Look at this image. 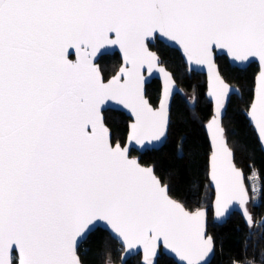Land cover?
<instances>
[{
    "label": "snow or ice",
    "instance_id": "snow-or-ice-1",
    "mask_svg": "<svg viewBox=\"0 0 264 264\" xmlns=\"http://www.w3.org/2000/svg\"><path fill=\"white\" fill-rule=\"evenodd\" d=\"M154 41L207 68L211 207L221 220L238 206L254 224L248 204L260 188L250 197L222 127L238 90L214 57L238 70L258 62L244 112L264 143V0H0V264H82L80 242L101 229L124 264H209L208 209L174 199L154 166L130 155L168 133L175 82ZM116 49L122 64L105 78L97 60ZM144 70L161 75L158 104ZM115 108L130 114L125 143L105 119Z\"/></svg>",
    "mask_w": 264,
    "mask_h": 264
},
{
    "label": "trees",
    "instance_id": "trees-1",
    "mask_svg": "<svg viewBox=\"0 0 264 264\" xmlns=\"http://www.w3.org/2000/svg\"><path fill=\"white\" fill-rule=\"evenodd\" d=\"M152 50L160 56L162 64L172 73L184 94L173 98L168 137L164 146L157 151L142 154L140 163L154 166L156 175L168 184L174 199L186 203L188 207L209 206L213 192L205 170L209 143L204 125L210 118L211 105L205 96V77L197 73L188 75L187 68L176 50L160 42H156ZM216 63L225 81L240 91V96H231L222 126L229 147L234 152L237 167L243 171L245 177L252 171L260 175L262 204L255 213V208L252 207V213L260 220L264 215V155L244 116L252 81L258 68L251 64L244 70H238L231 67L224 57L216 58ZM98 64L102 74L108 78L118 64L120 65V59L117 54L104 56ZM191 93L196 98L193 106L186 100V96ZM158 96L159 83L152 81L146 88V97L155 105ZM105 119L113 131L114 138L124 143L129 118L118 111H106ZM249 231L243 219L236 213L225 223L214 224L209 212L207 233L214 242V256L210 264L264 262V228L258 227L254 233ZM121 253L117 242L103 230L90 234L78 249L82 264H105L109 259L118 263ZM127 264H139V257L131 258Z\"/></svg>",
    "mask_w": 264,
    "mask_h": 264
},
{
    "label": "water",
    "instance_id": "water-1",
    "mask_svg": "<svg viewBox=\"0 0 264 264\" xmlns=\"http://www.w3.org/2000/svg\"><path fill=\"white\" fill-rule=\"evenodd\" d=\"M155 43H156V42L154 41V42H153V45H155ZM160 43L164 44L165 46H167V47L170 48V49H174V50H176V51L179 53V55H180V57H181L183 63L185 64V66H186V68H187V74H188V75H190L191 73H197V74H201V75H203V76L205 77V82H206V92H205V96H206L207 100L209 101V98L207 97V82H208V70H207V68H204V67L197 68V67H195V66H190V65H188L187 62H186V60H185V58L183 57V54H182L181 50L178 48V46H174V47H173V46H168V45H167L165 42H163V41H160ZM114 54H117V55H118V58L120 59V65H119V67H120L121 64H122V57H121V55H120L118 49H116V50L113 51V52H110L109 54H107V55H105V56H112V55H114ZM218 57H224V58L227 60V63H228L231 67H234V68H237V69H240V68H241V66L233 65L232 62L229 61V60L227 59L226 56H221V55H219V54H217V56L214 57L215 61H216V58H218ZM99 60H100V59L97 60V63L99 62ZM160 61H161V60H160ZM216 64H217V63H216ZM252 64H255V65L257 66V68H258V62H253ZM98 65H99V64H98ZM161 65H162L163 67H165V66L162 64V61H161ZM249 66H250V65H249ZM249 66H243V70L246 69V68H248ZM119 67H118L117 71L119 70ZM217 68H218V65H217ZM165 69H166V67H165ZM218 70H219V69H218ZM117 71H116V72H117ZM166 71H168V70L166 69ZM116 72H115V73H116ZM168 72L171 73L170 71H168ZM257 72H258V71H257ZM144 74H145V77H146V83H145V95H146V88L148 87V85L151 84L152 81H157V82L159 83V96H158V100H159L160 92H161V88H162V78H161L160 73L154 71L151 75H149V74L147 73V71L144 70ZM171 74H172V73H171ZM172 76H173V75H172ZM109 78H111V77H109ZM173 79H174V77H173ZM174 82H175L174 92H173V95L170 97V101H169L170 111H171V105H172L173 98H174L176 95H183V94H184L183 90L178 86V84L176 83L175 80H174ZM228 84H229V83H228ZM229 85H230V84H229ZM230 87L233 88V89H237L238 91H234V92L230 95V97H229V99H228V101H227V104H228V102H229V100H230V98H231L232 95L240 96V91H239V89H238L237 87H235V86H233V85H230ZM146 98H147V97H146ZM147 99H148V98H147ZM157 104H158V101H157ZM227 104H226V107H227ZM111 111H118V112L124 114L127 118H129V122H130V114L127 112V110L120 109V108H115V109H113V110H111ZM225 112H226V109H225V111H224V115H225ZM224 115H223V117H222V120H223V118H224ZM244 116H245V119H246L247 122H248V125L252 128L253 132L255 133V136H256V139H257V141H258V144H259L260 150H261V152H262L263 155H264V143H261V141H260V139H259V136H258V133L255 131L254 127L250 124V122H249L247 116L245 115V112H244ZM129 122H128V123H129ZM169 125H170V116H169ZM205 125H206V124H205ZM205 125H204V130H205V134H206V137H207V140H208V143H209L208 133H207V130H206ZM222 127H223V126H222ZM168 131H169V128H168ZM225 136H226V135H225ZM126 137H127V134H126ZM167 137H168V133H167ZM167 137H166V140H167ZM166 140H165L162 144H157L155 147L148 146V147H145L144 149H140L138 146H135L134 149L130 152V155H131V157L137 158V159L139 160V159H140V156H141L142 154H144L145 152L157 151V150L161 149V148L164 146ZM125 142H126V138H125L124 143H125ZM133 153H135V155H133ZM139 162H140V160H139ZM141 165H143V166H147V165H144V164H142V163H141ZM209 184H210V188H211V190H212V192H213V199H212V203H213V201H214V199H215V188H214V186L211 185L210 181H209ZM212 203H211V205H212ZM211 205H210L209 208H207V209H208V215H207V227H208L209 212H211V216H212V220H213V223H214V224H223V223H225V221H226L231 215H233V214L236 213V214H238V215L243 219L245 225L248 227L249 230H250V228L253 226V225H252L251 227L248 226V224L246 223L245 219L242 217V214H241V212L239 211L238 206H234L233 209H232L228 214H226V216H225L224 218H222L221 220H217V219L215 218L214 210L212 209ZM261 222H264V215L261 217V219H260L259 222H258V226L264 228V224H262ZM101 230H102V229H101ZM103 231H104V230H103ZM105 232H106V231H105ZM107 233H108V232H107ZM206 233H207V228H206ZM108 234H109V233H108ZM109 235H110V234H109ZM207 235H209V234L207 233ZM209 236H210V235H209ZM110 237H111V236H110ZM87 238H88V237H87ZM87 238H86V239H87ZM111 238H112V237H111ZM86 239H85V240H86ZM112 239L115 240L114 238H112ZM85 240H82V241L80 242L79 247L81 246V244H82ZM115 241H116V240H115ZM116 242H117V241H116ZM117 244L119 245V249L121 250V246H120V244H119L118 242H117ZM79 247H78V249H79ZM122 256H124V253H123V252H122L121 255H120V262L117 263V264H124V261L121 260V257H122ZM213 256H214V251H213V253L210 255V257L208 258V259H209V264H210V262L212 261ZM134 257H136V256H130V257H127L126 259H127V261H128V260H130L131 258H134ZM169 259L174 260L175 258H173V257H169ZM111 264H114V263H111Z\"/></svg>",
    "mask_w": 264,
    "mask_h": 264
},
{
    "label": "rangeland",
    "instance_id": "rangeland-1",
    "mask_svg": "<svg viewBox=\"0 0 264 264\" xmlns=\"http://www.w3.org/2000/svg\"><path fill=\"white\" fill-rule=\"evenodd\" d=\"M118 67H119V64H118L116 70L113 71L112 74L108 75L107 77L109 78V77H111L112 75H114L115 72L117 71ZM186 100L188 101V103H189L190 106H193L194 103H195V100H196L195 95H194L193 93H191L190 95H187V96H186ZM249 176H250V175H248V176L245 177V182H246V186H247L248 189H249V194H250V196H252V195H251V192H252V191H251L250 187H249L248 184H247V181H248V177H249ZM210 205H211V202H210L209 206L206 205V206H202V207L209 208ZM253 209H254V208H253ZM248 210H249V212L252 214V217H253V220H254V224H253V226L250 228L249 233H254L253 231H256L257 228L259 227V226H258V222H257L259 219H258V218L252 213L251 200L249 201V204H248ZM256 210H257V209L255 208V209H254V213L256 212ZM211 217H212V216H211ZM119 262H120V261H119ZM119 262H118V263H119ZM111 263H114V262H111ZM261 263H264V262H261ZM114 264H117V263H114ZM241 264H249V262H247V263H241ZM252 264H258V263H253V262H252Z\"/></svg>",
    "mask_w": 264,
    "mask_h": 264
},
{
    "label": "built area",
    "instance_id": "built-area-1",
    "mask_svg": "<svg viewBox=\"0 0 264 264\" xmlns=\"http://www.w3.org/2000/svg\"><path fill=\"white\" fill-rule=\"evenodd\" d=\"M253 171L249 174L250 176L252 175ZM257 174V179L256 180H249L247 181L248 186L250 187V189H252V185L256 184L257 187L260 188V193L258 194L257 198L255 199V201L251 200V204L252 207L254 208H258L261 204H262V198H261V194H262V183H261V179H260V175L256 172ZM252 195V192H251ZM259 264H264V263H259Z\"/></svg>",
    "mask_w": 264,
    "mask_h": 264
},
{
    "label": "clouds",
    "instance_id": "clouds-1",
    "mask_svg": "<svg viewBox=\"0 0 264 264\" xmlns=\"http://www.w3.org/2000/svg\"><path fill=\"white\" fill-rule=\"evenodd\" d=\"M252 205V204H251ZM212 218V217H211Z\"/></svg>",
    "mask_w": 264,
    "mask_h": 264
}]
</instances>
